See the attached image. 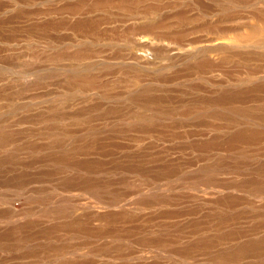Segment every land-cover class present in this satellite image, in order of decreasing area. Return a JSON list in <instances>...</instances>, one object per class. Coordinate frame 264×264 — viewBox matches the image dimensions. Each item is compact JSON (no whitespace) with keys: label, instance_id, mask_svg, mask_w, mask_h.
<instances>
[{"label":"rangeland","instance_id":"rangeland-1","mask_svg":"<svg viewBox=\"0 0 264 264\" xmlns=\"http://www.w3.org/2000/svg\"><path fill=\"white\" fill-rule=\"evenodd\" d=\"M0 264H264V0H0Z\"/></svg>","mask_w":264,"mask_h":264}]
</instances>
